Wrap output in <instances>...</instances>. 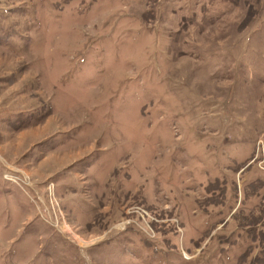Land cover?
<instances>
[{
    "label": "rangeland",
    "instance_id": "obj_1",
    "mask_svg": "<svg viewBox=\"0 0 264 264\" xmlns=\"http://www.w3.org/2000/svg\"><path fill=\"white\" fill-rule=\"evenodd\" d=\"M263 250L264 0H0V264Z\"/></svg>",
    "mask_w": 264,
    "mask_h": 264
},
{
    "label": "trees",
    "instance_id": "obj_2",
    "mask_svg": "<svg viewBox=\"0 0 264 264\" xmlns=\"http://www.w3.org/2000/svg\"><path fill=\"white\" fill-rule=\"evenodd\" d=\"M254 193V192H253ZM257 194V193H256ZM264 251V250H263ZM259 259V258H258Z\"/></svg>",
    "mask_w": 264,
    "mask_h": 264
}]
</instances>
